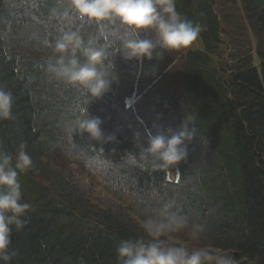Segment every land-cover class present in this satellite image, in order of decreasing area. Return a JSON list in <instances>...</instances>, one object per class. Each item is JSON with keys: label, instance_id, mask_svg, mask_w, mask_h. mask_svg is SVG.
Listing matches in <instances>:
<instances>
[{"label": "trees", "instance_id": "obj_1", "mask_svg": "<svg viewBox=\"0 0 264 264\" xmlns=\"http://www.w3.org/2000/svg\"><path fill=\"white\" fill-rule=\"evenodd\" d=\"M176 7L204 26L200 47L125 62L118 42L100 37L113 82L91 101L50 78L52 46L60 27L80 28L88 40L112 26L81 21L69 0H0V87L15 98L13 119L0 121V151L14 155L23 143L33 161L19 175L32 207L24 229H13L11 264H119V242L144 238L143 219L169 200L205 227L194 242L237 264H264V0H176ZM87 117L100 118L115 142L79 134ZM189 118L197 137L186 161L159 170L139 158L156 126L178 128ZM91 184L99 191L88 193Z\"/></svg>", "mask_w": 264, "mask_h": 264}, {"label": "clouds", "instance_id": "obj_2", "mask_svg": "<svg viewBox=\"0 0 264 264\" xmlns=\"http://www.w3.org/2000/svg\"><path fill=\"white\" fill-rule=\"evenodd\" d=\"M69 7L81 21L112 26L110 33L85 40L80 28H58L52 46L55 62L47 68L50 78L79 89L91 98L102 99L111 89L113 80L105 70L110 53L107 44L99 39L108 36L119 45L120 58L125 62L143 63L160 58L165 51L189 48L200 36L204 26L193 22L177 11L176 0H69ZM64 19L70 17L64 13ZM15 98L0 87V121L13 119ZM98 117L78 122L79 134L105 145L116 140L106 135ZM197 137L196 128L184 119L178 128L156 126L148 135L147 147L139 154L141 160L151 159L159 170L177 168L189 156V147ZM130 164L137 156L127 153ZM33 165L32 157L21 143L15 154L0 151V264H11L14 253L9 251L13 229L22 231L24 217L31 205L23 202L21 173ZM159 199L158 194H154ZM188 230L192 239L199 240L206 229L202 224L190 223L175 200H169L148 213L143 219L144 238L122 239L116 254L119 264H237L235 258L220 249L188 248L171 244L166 237Z\"/></svg>", "mask_w": 264, "mask_h": 264}, {"label": "rangeland", "instance_id": "obj_3", "mask_svg": "<svg viewBox=\"0 0 264 264\" xmlns=\"http://www.w3.org/2000/svg\"><path fill=\"white\" fill-rule=\"evenodd\" d=\"M236 2L238 3V0H236ZM231 8H232V6H231ZM242 14H243V12H242ZM243 16H244V14H243ZM251 43H252V46L254 48L255 43H254V40L252 39V37H251ZM190 47L199 48L200 47L199 41L196 40ZM253 55H254V59H255V65H258L259 61H258L254 51H253ZM174 175L175 174H173V173L170 175L171 180L176 179ZM86 188H87L88 193H92L95 190H98L99 187L94 185V184H91V187L88 185ZM108 197H112V196H110L108 194V196L106 197L108 199L109 203H111L112 201ZM100 199L101 198H99L98 200H100ZM166 239L171 244L183 245V246H186L190 249L194 248V247H202L199 244H197V243H199L198 241H196L197 243L194 242V240L190 236L186 235L185 233H181V232L180 233H174L172 236L170 235V236L166 237Z\"/></svg>", "mask_w": 264, "mask_h": 264}]
</instances>
